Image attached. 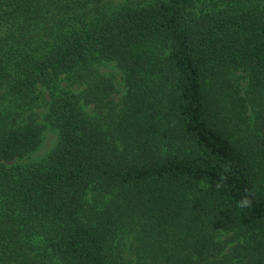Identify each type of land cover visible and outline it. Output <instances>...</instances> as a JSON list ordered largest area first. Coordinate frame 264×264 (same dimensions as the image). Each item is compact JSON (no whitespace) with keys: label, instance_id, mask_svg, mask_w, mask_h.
I'll return each mask as SVG.
<instances>
[{"label":"trees","instance_id":"16d2710c","mask_svg":"<svg viewBox=\"0 0 264 264\" xmlns=\"http://www.w3.org/2000/svg\"><path fill=\"white\" fill-rule=\"evenodd\" d=\"M78 4L0 0V88L22 109L0 107V264H264V0ZM53 77L82 90L48 100ZM43 106L57 145L15 165Z\"/></svg>","mask_w":264,"mask_h":264},{"label":"rangeland","instance_id":"374dc122","mask_svg":"<svg viewBox=\"0 0 264 264\" xmlns=\"http://www.w3.org/2000/svg\"><path fill=\"white\" fill-rule=\"evenodd\" d=\"M82 4H78L81 6L83 10L93 9L97 10L98 8L102 9V11H110L120 7L121 4L125 2V0H76ZM77 7V6H76ZM97 68L107 76L113 78L116 88H117V96L116 100L119 101L127 92V87L125 86V74L122 72L117 64L112 61H100L97 63ZM230 82L232 85L239 87L241 94L245 96L248 85H249V77L248 74L244 71H232L230 74ZM205 87L208 97L212 100L221 94L224 90V86L219 85L217 88H213L212 80L208 77L205 79ZM40 90L44 93L45 97L48 100H51L57 93L63 91H72L74 93H78L82 90L81 87L72 86L64 77H53L50 85L41 86ZM10 87L2 86L0 88L1 94H3V98H5L1 103L0 107H6L10 113L20 112L21 102H17L15 104L14 98L10 95ZM35 111L38 114L37 122L42 126V136H41V144L40 146L30 155L18 160L15 162V165H30L37 164L43 158H45L57 145L59 139L58 130L52 125L51 121L48 119L49 109L46 106L41 108H36ZM91 201V200H90ZM235 237L233 233H225L220 232L218 234V240L228 244L226 251L232 245L231 243L234 241Z\"/></svg>","mask_w":264,"mask_h":264},{"label":"clouds","instance_id":"9594fccd","mask_svg":"<svg viewBox=\"0 0 264 264\" xmlns=\"http://www.w3.org/2000/svg\"><path fill=\"white\" fill-rule=\"evenodd\" d=\"M241 207L248 206L250 204V201L245 197L242 201L239 202Z\"/></svg>","mask_w":264,"mask_h":264}]
</instances>
